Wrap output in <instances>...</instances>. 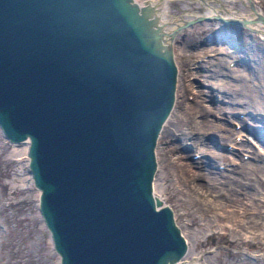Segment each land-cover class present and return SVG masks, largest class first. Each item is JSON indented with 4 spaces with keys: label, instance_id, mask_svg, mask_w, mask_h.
Returning <instances> with one entry per match:
<instances>
[{
    "label": "water",
    "instance_id": "1",
    "mask_svg": "<svg viewBox=\"0 0 264 264\" xmlns=\"http://www.w3.org/2000/svg\"><path fill=\"white\" fill-rule=\"evenodd\" d=\"M147 10L136 0H0V127L28 140L61 264H170L187 250L153 193L177 65Z\"/></svg>",
    "mask_w": 264,
    "mask_h": 264
},
{
    "label": "rangeland",
    "instance_id": "2",
    "mask_svg": "<svg viewBox=\"0 0 264 264\" xmlns=\"http://www.w3.org/2000/svg\"><path fill=\"white\" fill-rule=\"evenodd\" d=\"M140 1H150L152 4L158 0ZM167 1L168 16L172 17L183 15L184 19H190L199 14L204 16L208 11L203 0ZM209 1L212 2V0ZM222 1L229 3L227 0ZM229 1L236 7V10L246 9L243 0ZM213 2L221 8L224 14V6H221L219 1ZM255 2H259L264 9V0H255ZM210 21L209 24L201 20L191 25L181 23L182 27L177 29V33L174 34L175 54L181 64V73L187 72L188 58L194 70H198L197 68H200L198 66L208 62L209 58L214 60L215 57L221 56L223 67H219V70L216 69L219 72L216 71L215 76L208 79L210 81L206 79V76L200 75L211 72L210 67L214 66L210 62L206 63V68H200V72L195 76L191 73L186 78L201 90L212 91L210 99L206 101L203 98L206 104L214 101L229 107L223 114L217 111L210 112V117H216L219 121L228 117L226 126L230 121L229 127L235 131V134L232 135L235 137L233 140L235 142L231 143L230 139L215 140L210 134L202 135L201 139L206 141L209 146L208 152L214 154L213 152L216 151L214 157L209 153L195 152L191 154L195 150V145L189 142L185 145L191 149L189 157L200 158V156L209 155L213 161V168L218 167L219 170L220 168L224 169L225 165L235 166V162L244 161L243 156L248 162L251 160V162L257 163L258 156L263 157L264 155V147L261 148V143L247 129L254 126L260 133L264 129V112L256 110L258 108L264 110V76L256 77L238 62L239 57L231 60L232 58L229 56L232 50L242 49L247 52L248 60L258 63L264 70V34L254 30L253 25H233L221 23L216 19ZM216 30H221V34L230 36L233 44H229L227 40V43L204 40L211 37V34ZM200 46L205 47L204 49L209 52L200 56L203 52L200 51ZM246 74L248 75L246 76ZM218 81L225 83L227 87L224 84L218 86ZM224 86L230 92L227 90V93H224ZM232 92L236 100L230 102L229 94L232 96ZM193 94L185 91L183 97L185 100H189L193 98ZM243 102L248 108L243 106ZM240 110L243 111L240 112ZM239 116L245 117L247 121H238ZM203 141L199 142V146H202ZM26 144L11 142L0 127V264H61L59 253L54 248L51 233L39 210L40 191L34 185L32 173L29 172L28 153L26 152L27 155L23 153ZM159 144L161 146L165 144L162 137ZM177 152L175 156L180 153ZM253 152L255 154H252ZM162 155L157 156V171L154 178H156L155 182L158 179V184L157 187L154 185V193L164 198L166 204L172 207L176 224L179 225L182 234H185L184 237L188 241L186 243H188L189 255L197 254L200 257V264H264V228L259 226L263 224L261 220H264V188L263 192L261 191L262 194L259 191L254 194L257 199L246 197L243 198V203L240 201L239 204H229L230 206H225L222 210L223 206L220 204L217 205L215 202L211 203L188 194L184 190L182 173L178 170L172 172L173 168L168 166V163V168H164ZM191 158L186 160H191ZM234 158L236 159L232 161ZM27 175H29L28 179ZM27 180L28 182H26Z\"/></svg>",
    "mask_w": 264,
    "mask_h": 264
},
{
    "label": "bare ground",
    "instance_id": "3",
    "mask_svg": "<svg viewBox=\"0 0 264 264\" xmlns=\"http://www.w3.org/2000/svg\"><path fill=\"white\" fill-rule=\"evenodd\" d=\"M136 1L139 5L147 6L148 8L147 13H149L150 18H152V22H154V26L156 27V30L158 32H161L160 36H161V40L164 42V46H167L168 44L171 46L172 55H173V58L175 59V64L177 65V72H176L177 80L175 83L176 89L174 92L175 93V96H174L175 99L173 102L174 104L171 107L172 109L168 113L169 115L166 117V120L162 123V127L160 128V131L158 133V138H157L158 140L156 143L157 145L155 146L156 159L158 155L163 154L162 157L164 158L163 160L164 168L165 167L168 168L167 167V163H168L169 164L168 166L173 168L172 172L178 170L182 173L183 180H184V184H183L184 190L188 194H191L195 198H202L203 200L205 199L211 203L215 202L217 205L220 204L221 206H223L222 210H224L225 206L234 205V203L239 204L240 201L243 203V198L249 197V198L255 199L256 197H254V194L257 191H259L262 194L263 192L262 190L264 188V155L263 157L260 155L258 156L259 160L257 163L255 161L251 162V160H249L248 162L243 156L244 161H240L239 163L235 162L234 163L235 166L231 165L229 167L228 165H225L226 167L224 169L220 168V170L218 167L213 168L212 166L213 161H212V158L209 157V155H207L206 157L200 156V158L189 157L191 154H194L195 152H200L201 154L209 153L213 157L214 155H216L215 154L216 151L213 152L214 154H211V152H208L209 146L206 141H203V139H201L202 135L210 134V136L215 138V140L219 139L220 141L230 139L232 143V142H235L233 141L235 137L232 136L233 134H235V131H232L231 127H229L230 121H229V124L226 126V124L228 123V119H229L228 117H225L223 120H220V121L216 117H212V118L210 117V114H211L210 112L217 111L218 113L220 112L223 114L227 111L229 107L225 106L224 104H220V103L217 104L214 101L209 104H206L203 101V98L206 101L210 99V97L212 96V91L204 90V89L201 90L200 88H198V86H196L195 83L190 82L188 78H186V76L191 73H193V75L195 76L196 73L200 72V68H204L206 63H209V62L211 65L214 66V67H210L211 72L201 73L200 75L206 76L207 80L211 77H214L216 71L218 73L219 67L221 68L222 66L221 64L222 59L220 58L221 56L215 57L214 60L209 58V60H207L208 62L202 63L200 64V66H198L200 67V68H197L198 70L196 69L194 70V68L191 66V62H189V58L187 57L188 58V61L186 62V64H188L187 72L181 73V68H180L181 64L175 54L176 45H174V43L176 40H174L175 38L174 34L177 33L178 31L177 29L182 27L181 23H183L184 25L186 24L191 25L195 22H198V20L204 21L208 24L211 22L210 20L216 19L219 21L220 19H218L215 15H221L222 17H225L227 19L229 18L230 19H234V18L244 19L245 18L247 22L234 23L233 25L235 24L236 25L242 24L245 26L253 25L254 30L260 31L264 34V18L263 19L261 18V16H264L263 7L260 6L259 2H255V0H243V2L245 3L246 9L242 11L240 9L236 10L235 9L236 7L233 6V4L231 5L229 0H227V2L229 3H226L222 0H212V2L209 0H203V3L208 7L207 14L204 16L199 14L195 17L192 16L190 19L189 18L184 19L182 17L183 15H180V16L175 15V17L168 16V11H167L168 6H166L167 5L166 3L168 2L167 0L154 1L152 4L150 3V1H144V2L140 0H136ZM213 1L215 2L219 1L221 6H224L223 8L225 10L224 14L222 13L223 11L221 10V8L219 6H216ZM232 6L233 8H231ZM185 20H189V22H185ZM220 21L221 23H226L225 21L224 22L222 20ZM227 24H232V23L229 22ZM204 40L205 41L208 40L211 42L213 41L214 43H216L217 41H221V42L223 41L225 43L228 42L229 44H233L231 37L224 35L223 33L218 37L211 36ZM204 48L205 47L203 48L201 47L200 51H203V52L201 53L199 51V53H201L200 56L201 55L204 56L203 53L209 52L205 50ZM232 53L234 54L231 55ZM232 53L229 56L232 58L231 60H233V58L239 57L240 60L238 62L243 67H245L248 71H250L251 74L256 75V77L264 76L263 74L264 70H262L261 65H259L258 63L251 62L250 59H249L250 61L247 59L246 57L247 52H244L242 49L236 48L232 50ZM243 73H242V76H243ZM248 74H246V76ZM217 84L218 86L221 84L225 85V83L219 82V81ZM213 85H216V84H213ZM225 86L223 87L225 91L224 90L223 91L224 93H227L228 88H225ZM185 91H187L188 93H192V94L194 93L193 98L192 99L190 98L189 100H185L183 97L185 94ZM214 95L216 94L214 93ZM229 97H231V99L229 98V100H231L230 102H233L234 100H236L233 92H232V96L229 94ZM243 106H245V108H248V106L244 104V102H243ZM174 109H177V110H174ZM256 110L264 112V110L261 108H258ZM241 111L243 110H240V112ZM238 121L245 122L247 120L245 117L242 118L239 116ZM247 130L249 133L255 135L256 137L255 139H257L258 142L261 143V148H263L264 147V134H263L264 129L262 130L263 133L262 132L260 133L258 128H255L254 126L248 128ZM161 137H162V140L163 139L165 140V144L163 146L159 144ZM200 141H203L202 146H199ZM170 142H173V143H170ZM188 142L192 143V145H195L194 146L195 150H193V152L190 155H189V150L191 149L189 146L185 145V144H188ZM22 143H27L26 146L24 147V152H23L27 155L26 152L28 150L27 148L28 140L23 141ZM177 151H179L180 153L177 156H175V154L178 153ZM247 152H250V151H247ZM252 154H255V153L253 152ZM187 158H191V160H186ZM235 159L236 158H234L232 161H234ZM28 176L29 175H27V179H28ZM155 179L156 178H154L153 184L155 185V187H157L158 179L156 180V182H155ZM190 181H192L191 184H190ZM26 182H28V180ZM154 185H153V188H154ZM153 193H154V189H153ZM157 197L161 198L162 202L166 204L165 200H163L164 198L159 197V196ZM174 219H176L175 216H174ZM261 221H263V224L259 226L264 228V220H261ZM186 242L188 241L186 240ZM188 252H189V248L187 246V250L185 251L184 255H182L181 258L178 260L176 259L174 261H171L170 264H200L199 262L200 257H198L197 254L195 256L191 254L189 255Z\"/></svg>",
    "mask_w": 264,
    "mask_h": 264
}]
</instances>
